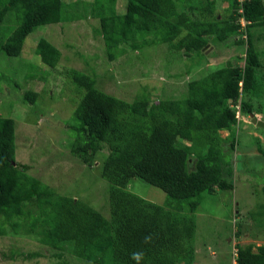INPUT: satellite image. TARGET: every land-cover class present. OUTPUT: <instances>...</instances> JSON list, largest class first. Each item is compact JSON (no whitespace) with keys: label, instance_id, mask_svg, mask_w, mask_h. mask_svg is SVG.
Wrapping results in <instances>:
<instances>
[{"label":"trees","instance_id":"16d2710c","mask_svg":"<svg viewBox=\"0 0 264 264\" xmlns=\"http://www.w3.org/2000/svg\"><path fill=\"white\" fill-rule=\"evenodd\" d=\"M122 1L123 12L113 3L110 13L100 18L110 60L167 43L196 55L199 63L208 57L204 49L214 34L217 44L246 33L247 38L234 39L245 45V61L205 70L187 83L179 99L152 98L146 92L127 101L96 86L93 66L91 74L70 70L84 93L67 120L74 132L69 149L88 166L101 162L98 172L110 184L109 216L32 175V166L17 160L16 121L0 116V236L24 233L44 246L25 253L13 244L1 251L4 259L27 262L44 256L46 249L64 263L74 257L85 264H194L195 213L203 193L234 188L233 164L226 158L238 145L237 106L243 115L262 112L254 102L263 90L261 51L251 29L264 26V0H244L243 13L238 0H226L231 18L221 20L215 12L217 0H206L205 6L190 5L189 0ZM65 7L63 0H0V25L7 19L15 26L0 38V48L20 55L37 27L64 20ZM242 16L245 30H240ZM36 55L55 68L62 52L41 38ZM39 95L27 90L24 97L34 103ZM224 130L227 136L221 134ZM259 150L264 154L260 145ZM134 178L162 189L167 194L164 204L131 191ZM236 247V264H264V245Z\"/></svg>","mask_w":264,"mask_h":264},{"label":"rangeland","instance_id":"374dc122","mask_svg":"<svg viewBox=\"0 0 264 264\" xmlns=\"http://www.w3.org/2000/svg\"><path fill=\"white\" fill-rule=\"evenodd\" d=\"M63 1L65 11L68 10L64 20L37 27L27 37L20 55H8L0 48V116L16 121L17 160L30 164L32 175L57 192L87 200L109 216L110 184L98 172L101 162L97 160L94 167L88 166L69 149L74 132L67 120L73 117L84 93L75 85L70 70L91 74L95 69L96 86L127 101L146 92L152 98L179 99L185 95L187 83L205 70H214L228 62L243 65L245 45L234 43L233 37L222 43L210 42L204 49L208 57L199 63L196 55L171 49L167 43L130 51L110 60L100 32V18L110 13L113 3L117 11L123 12L125 3L122 0ZM6 20L0 25V38L15 27L14 22ZM251 30L261 51L259 77L263 88L261 96L254 99L262 112L255 115L264 121V26ZM239 37L238 34L234 38ZM41 38L61 50L57 67L45 64L36 55ZM27 90L39 92L36 102L25 99ZM236 132L237 149L226 158L233 164L230 178L234 188L203 193L195 213L194 264H236L237 244L264 245V154L259 150V145L264 149V127L253 123L250 115L242 114ZM228 133L221 131L223 136ZM103 152H107L106 146ZM128 187L158 204H164L167 199L162 189L140 178H134ZM240 229L242 233L237 236ZM13 244L25 253L44 247L24 233L0 236V264H85L74 257L64 263L46 249L44 256L27 262H22L20 257L4 259L1 251H7Z\"/></svg>","mask_w":264,"mask_h":264},{"label":"crops","instance_id":"0c3cea01","mask_svg":"<svg viewBox=\"0 0 264 264\" xmlns=\"http://www.w3.org/2000/svg\"><path fill=\"white\" fill-rule=\"evenodd\" d=\"M195 1H198V3L200 4V5H207L208 4V1H206V0H195ZM193 5V4H192ZM214 7H215V12H216V14H217V16H218V20H221V19H228V18H231V6H230V2L229 1H226V0H217L216 1V3H215V5H214ZM226 7V8H225ZM225 13V14H224ZM224 14V15H223ZM216 38V35L214 34L213 36H211V42H215V41H217V39H215ZM232 38V37H231ZM235 38L233 37L232 38V41L235 43V40H234ZM237 39V38H236ZM227 41V40H226ZM223 42H225V41H223ZM258 42V41H257ZM222 43V42H221ZM215 44V43H214ZM213 44V48L215 49V45ZM210 45V44H209ZM213 52H215L216 53V51H213Z\"/></svg>","mask_w":264,"mask_h":264},{"label":"built area","instance_id":"2783aa9c","mask_svg":"<svg viewBox=\"0 0 264 264\" xmlns=\"http://www.w3.org/2000/svg\"><path fill=\"white\" fill-rule=\"evenodd\" d=\"M238 1H239V5H240L239 12L243 13L244 9H243L242 4H243L244 0H238ZM240 22H241V25H242V28L240 30H243V29L245 30L246 25H247V21H246V19L243 16L241 17ZM242 37L247 38L246 33L242 34ZM239 113H240V111H239ZM235 263H236V261H235Z\"/></svg>","mask_w":264,"mask_h":264},{"label":"water","instance_id":"95a60500","mask_svg":"<svg viewBox=\"0 0 264 264\" xmlns=\"http://www.w3.org/2000/svg\"><path fill=\"white\" fill-rule=\"evenodd\" d=\"M251 116L253 117V123L257 124L258 126L264 127V121L258 120V118L255 117L254 113H252Z\"/></svg>","mask_w":264,"mask_h":264},{"label":"clouds","instance_id":"9594fccd","mask_svg":"<svg viewBox=\"0 0 264 264\" xmlns=\"http://www.w3.org/2000/svg\"><path fill=\"white\" fill-rule=\"evenodd\" d=\"M241 37H242V36H241ZM241 37H240V38H241ZM242 38H243V37H242ZM237 107H238V110L240 111V113H239L237 116H238V118L240 119V118H241V115H242V114H241V108H240L239 105H238ZM253 113H254V112H253ZM251 114H252V113H251ZM251 114H249V115L251 116ZM254 114H255V113H254ZM255 117H256V115H255ZM256 118H257V117H256ZM251 119L253 120V117H252V116H251ZM258 120H259V119H258ZM235 257H237V255H236Z\"/></svg>","mask_w":264,"mask_h":264}]
</instances>
